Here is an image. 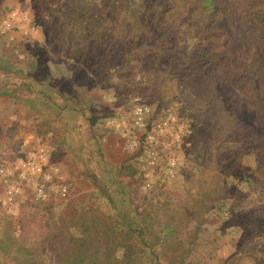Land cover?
<instances>
[{
    "label": "rangeland",
    "instance_id": "rangeland-1",
    "mask_svg": "<svg viewBox=\"0 0 264 264\" xmlns=\"http://www.w3.org/2000/svg\"><path fill=\"white\" fill-rule=\"evenodd\" d=\"M153 2L0 0V264H264V0Z\"/></svg>",
    "mask_w": 264,
    "mask_h": 264
},
{
    "label": "trees",
    "instance_id": "trees-1",
    "mask_svg": "<svg viewBox=\"0 0 264 264\" xmlns=\"http://www.w3.org/2000/svg\"><path fill=\"white\" fill-rule=\"evenodd\" d=\"M153 1L154 0H143L142 6L139 7V13L140 14H139V16H137V18L141 21L140 22L138 21L137 25H139V27L142 29H147L148 27H150V25L148 23L149 20L152 23H155L157 16H159V14L162 16L161 6L157 7V3L153 2ZM196 5H197L198 10L201 14V17H203V18H206L207 12H214V10H215L214 9V0H196ZM259 5L260 4H253V7L255 8L256 6H259ZM253 7L250 6L249 9H252ZM255 12H257V11H255ZM153 14H156L154 16V18L152 17ZM130 16H136V15L134 13L132 15L130 14ZM261 17H262V15H261ZM208 18H210V17H208ZM195 20H186L185 24L187 27L191 26V27L199 28L203 32L202 34L201 33H199V34L204 36L203 39H206V42H204L206 44L202 46V50L206 51L205 52L206 54L202 55V57L200 56L201 58L199 57V60H201V61L209 60L207 58L208 57L207 55L213 56V59L211 61L212 66H216V63H214V60H216L215 62H219V64H221L222 66L231 69L230 65H231L232 59L230 57H232V55L234 56V53L230 52V49H229L230 45L227 42H225V39L220 40V38L222 36H225V34H227V33L229 35L230 32L228 30L226 31V29L224 27H219L216 29V31L213 32L214 29L213 30H211V29L214 26H215V28L218 27V24L209 26V24H210L209 19L202 20V19L198 18ZM261 22H262V20H261ZM153 31L156 32V30H153ZM233 38L234 37H232V36L230 37V39H232L231 41L234 40ZM215 42H216V45H213ZM247 42L257 43V41L254 39L248 40ZM159 44H157V45H159ZM170 44H171L170 42H166L167 46H169ZM155 49H156V46L154 48H152V50H155ZM210 52H212V53H210ZM207 65H209V64L207 63ZM196 66H198V65H196ZM203 76H204V79L209 80V78L211 76V71H207V73H204Z\"/></svg>",
    "mask_w": 264,
    "mask_h": 264
},
{
    "label": "built area",
    "instance_id": "built-area-1",
    "mask_svg": "<svg viewBox=\"0 0 264 264\" xmlns=\"http://www.w3.org/2000/svg\"><path fill=\"white\" fill-rule=\"evenodd\" d=\"M16 17H17L16 15L13 16V18H15V19H16ZM11 27H12L11 20H7L5 22V30L10 29ZM145 112H148V109H146V108L143 109V108L139 107L135 110L134 114L136 116L138 123H139V121L142 122V116ZM45 162H46V158H45L43 152H39L37 155H33L32 158L27 159V162L24 163L23 166H25V168L27 167L29 170H31L35 174H37V173L41 174L44 167L46 166ZM16 194H17V192L15 191V188H10V189L6 190V195H7L9 202L15 201V195ZM43 197H44V194L42 193V191H40V194H38V198L41 199Z\"/></svg>",
    "mask_w": 264,
    "mask_h": 264
}]
</instances>
